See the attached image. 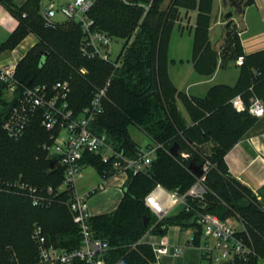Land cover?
Listing matches in <instances>:
<instances>
[{
  "label": "trees",
  "instance_id": "16d2710c",
  "mask_svg": "<svg viewBox=\"0 0 264 264\" xmlns=\"http://www.w3.org/2000/svg\"><path fill=\"white\" fill-rule=\"evenodd\" d=\"M31 1L22 5L17 0H0L10 14L22 19L0 43V50L18 44L26 31H33L39 37L18 61V80L25 85H52L68 80L71 106L79 112L90 103L94 91L110 79L104 112L96 118L95 130L105 132L109 143L130 157L140 148L130 132L132 124L143 130L152 142L161 144L147 171L130 172L117 207L89 218L93 234L110 245L106 263H153L157 260L155 252L142 237L149 230L165 234L171 225L193 228L195 241L199 242L203 231L198 222L199 212H211L221 218L238 215L256 251L248 264H264V201L230 174L225 159L226 153L257 119L247 109L238 111L231 99L241 94L246 105L254 96L264 100V50L245 54L233 25L225 32L221 47L216 49L209 36L213 0H169L166 7L163 4L167 0H95L89 14L96 27L125 38L127 43L137 28L115 68L109 62L81 54L83 32L79 23L66 20L55 27H46L40 13L41 0ZM182 7L199 9L192 48L196 70L211 74L219 65L225 66L243 54L244 62L239 65L235 84H215L200 97L180 91L172 82L168 71L169 44ZM65 27L71 28L73 35L65 32L62 43L50 39L51 31ZM51 42L52 50L47 48ZM83 66L87 71L82 72ZM7 91L0 81V264H39L38 245L32 237L35 225L42 227L48 244L67 249L80 245L81 232L66 203L68 193L58 191L63 168L55 165L54 159L41 147L47 132L40 118H34L18 139L4 129L3 123L15 104ZM178 98L189 118L182 112ZM213 141L210 155L198 149L199 145ZM175 142L181 149L177 156L170 151ZM206 158L213 166L207 173L204 198L187 195V204L182 203L176 213L169 212L155 222L158 217L145 204V195L158 183L185 194L197 179L189 167L190 161L202 165ZM83 162L107 178L113 174L111 161L104 162L96 154H86ZM18 180L37 187L52 202L33 205L26 192L7 189L2 184ZM49 186L54 188V193L48 194ZM145 216L149 217L147 223H144ZM74 264L85 263L75 260Z\"/></svg>",
  "mask_w": 264,
  "mask_h": 264
},
{
  "label": "built area",
  "instance_id": "2783aa9c",
  "mask_svg": "<svg viewBox=\"0 0 264 264\" xmlns=\"http://www.w3.org/2000/svg\"><path fill=\"white\" fill-rule=\"evenodd\" d=\"M94 1L65 0L59 4L52 0H41L40 13L46 27H55L60 23L56 18L59 12L65 16L66 20L79 23L83 32L80 43L81 54L87 58H99L116 68L137 28L128 39V43L124 39L121 47L116 50L119 43L118 37L96 27L94 19L89 14ZM27 51L26 44L22 43L18 48L12 49L11 58L0 61V81L6 85L9 99H15V104L5 119L3 127L9 136L18 139L34 118H40L41 125L47 132L41 147L54 159L55 165L63 168V180L58 191L68 193L69 198L66 203L81 232L80 245L67 249L48 244L42 227L35 225L32 237L38 245L39 264H74L75 260H81L85 264H107L105 255L110 245L107 240L96 237L89 224L92 214L88 210V196L92 190L82 191L79 188V180L83 176L82 169L87 165L83 162L84 157L88 153H93L100 156L104 162L111 161L114 171L110 177L120 175L122 184H125L130 172L136 174L147 171L161 144L140 146L134 157L115 149L109 143L107 134L97 132L94 125L96 118L104 112V100L110 79L103 87L95 90L90 103L77 112L69 100L71 85L68 80H59L52 85H25L18 80L17 64ZM243 62L244 55L241 54L237 57L236 63L241 65ZM82 72L85 70L82 69ZM231 101L238 111L247 109L256 117L264 115V100L261 97L254 96L249 105H246L241 94L234 96ZM212 166L211 160L206 158L202 164V175L194 174L196 181L183 195L176 190L167 189L160 183L156 184L145 195V204L158 219H161L178 203L187 204V195L204 198L207 191L205 181ZM102 177L107 179L103 175ZM2 184H5L7 189L26 192L33 205L43 206L52 202L51 197L40 193L37 187L22 180L2 182ZM100 187H103V184H100ZM47 192L54 193V188L49 186ZM198 222L203 228L199 242L195 241L194 234L185 243H172L167 235H161L157 240L149 241L156 259H160L163 255L178 256L186 247L197 248L202 259L213 264L229 262L248 264L251 256L256 254L246 229L239 228L230 217L221 218L211 212H199Z\"/></svg>",
  "mask_w": 264,
  "mask_h": 264
},
{
  "label": "crops",
  "instance_id": "0c3cea01",
  "mask_svg": "<svg viewBox=\"0 0 264 264\" xmlns=\"http://www.w3.org/2000/svg\"><path fill=\"white\" fill-rule=\"evenodd\" d=\"M229 9L230 8H225L223 6L222 0H213L212 2L209 36L216 49H219L223 43L225 32L222 31L224 25L222 16ZM180 14L187 20L188 24L184 26L182 25L184 24L183 20H180L177 21L175 25L178 24L179 30L182 32H189L194 38L193 31L198 18L199 9H187L182 7L180 8ZM11 18V15H9L0 4V29L10 33L14 27V21H12ZM232 25L235 26L238 31L241 47L245 54L264 50V0H251L249 2L248 0H244L243 11L241 14L234 15V22ZM214 33H216L215 35L217 37L215 42L212 40V34ZM171 39L172 34L169 49H171ZM2 41L0 40V42ZM190 47L193 48L192 45ZM169 59L168 71L172 82L180 91L188 95L203 97L207 94L209 88L215 84L226 83L233 85L238 80L240 74V67L236 63V60H229L225 66L219 65L211 74H201L194 66L192 52H189L187 49H182L179 53L173 54L172 56L170 51ZM178 103L179 106H183L181 101ZM184 115H187L186 110ZM153 143L154 142L149 138V141L145 143V145L139 144L140 146H146ZM225 159L230 174L250 188L260 200L264 201V191H262L264 189V115L257 117L248 131L226 153ZM82 178L83 176L80 180ZM102 179L101 182H96L95 185L90 187L87 186L88 184H85V182H83L82 188L79 187L82 191L92 190L88 196V210L92 215L114 210L124 195L125 184H122V176L118 175L107 179L102 177ZM100 184H103V187H100ZM98 190H100V192L96 197L91 198L92 194ZM240 223L241 227H238L242 229L245 228L244 223L242 221H240ZM189 229L193 230V228H188V230ZM184 230L186 229H182L178 225L169 226L165 234H158L149 230L142 237V241H155L159 236L167 235L172 243H185L194 233H191L189 237L185 239L184 237L182 238ZM171 256L172 255H163L160 259L164 257L163 262L167 263L170 260L168 257ZM173 257H176L175 262L177 264H191L193 262L199 264V262L203 260L200 251L194 247H186L182 254Z\"/></svg>",
  "mask_w": 264,
  "mask_h": 264
},
{
  "label": "rangeland",
  "instance_id": "374dc122",
  "mask_svg": "<svg viewBox=\"0 0 264 264\" xmlns=\"http://www.w3.org/2000/svg\"><path fill=\"white\" fill-rule=\"evenodd\" d=\"M31 0H17V2L18 3H20V4H27V3H29ZM46 1H48V0H46ZM52 1H54V2H56V3H59V4H61L63 1H65V0H52ZM27 2V3H26ZM31 2H33V1H31ZM168 2H169V0H167L164 4H163V6L164 7H166L167 5H168ZM24 4V5H25ZM2 7H4L3 5H2ZM5 11L7 12V13H9V15H11V19H12V21H14L13 22V24H14V27L12 28V30H11V32L14 30V29H16V27L18 26V25H20V23L22 22L21 20L22 19H18V18H16V17H14L12 14H10V12L9 11H7L6 9H5ZM26 13V12H25ZM21 17V16H20ZM32 17H36L34 14H32ZM22 18V17H21ZM56 18H57V20L60 22V23H63V22H65L66 21V19H65V16L64 15H62V13L61 12H59L58 14H57V16H56ZM222 18H223V16H222ZM224 19V18H223ZM180 20H183V22H184V24H182V25H184V26H186L187 24H188V22H187V20L184 18V17H182L181 16V14H179V16H178V20L177 21H180ZM176 21V22H177ZM224 21H225V19H224ZM225 23V22H224ZM67 27V26H66ZM66 27L65 28H63V29H54L53 31H51L50 32V35H49V37H50V39L52 40V41H56V40H59L61 43L64 41L63 40V35H65V32H67L68 34L69 33H71L72 35H73V30L71 29V28H68V29H66ZM179 26H178V24H176L175 25V27H174V29H173V33H172V39H171V46H170V48L171 49H169V52L171 51V56L173 55V54H176V53H179L182 49L184 50V49H187V50H189V52H192V47H190L191 45L193 46V37H192V35L189 33V32H187V31H185V32H182L181 30H179V28H178ZM61 32H63V33H61ZM9 32H5L4 30H2V29H0V40L2 41V40H6L7 39V37L9 36ZM216 33H214V34H212V40H213V42H215L216 41V35H215ZM125 38H123V37H118V41H119V43L117 44V46H116V50L117 49H119V47H121V44L123 43V40H124ZM39 41V37L33 32V31H26V32H24V35H23V37L18 41V44H16L15 46H13V47H8V49H3V50H1V53H0V61H2V60H8V58H11V56H12V49H14V48H18L19 47V45L20 44H26V48L29 50L31 47H33L37 42ZM211 41V40H210ZM212 43V42H211ZM186 45H187V47H186ZM213 45V44H212ZM47 48L48 49H51L52 50V48H53V44H52V42H51V44L49 43V44H47ZM54 62H55V60H54ZM84 68V70L85 71H87V67L86 66H83ZM177 101L178 102H180L181 101V99H177ZM181 103H182V101H181ZM181 107V109L183 110V112L185 113V109L183 108V106H180ZM187 116V115H186ZM130 132H131V134H132V136L134 137V139L137 141V142H139V143H141V144H144L145 145V143H147L148 141H149V138H148V136L145 134V132L143 131V130H141V129H139L137 126H135V125H130ZM82 171H83V178L80 180V184L79 185H81V186H79V187H83L82 186V184H83V182H85V184L87 183L88 185L87 186H92V185H95L96 184V182H101L103 179H102V177H101V175H100V173L98 172V171H96V169L93 167V166H91V165H86L83 169H82ZM107 182V181H106ZM85 186V185H84ZM98 186V185H97ZM125 186V185H124ZM85 188V187H84ZM100 192V190H98L97 192H95V193H93L92 194V196H91V198H94V197H96V195L98 194ZM182 203L180 202V203H178L176 206H175V208L173 209V210H171L170 212H172V213H176L178 210H179V206L181 205ZM230 219L235 223V224H237L239 227H241V223H240V221H242V220H240V219H238V215H236V217H230ZM159 219L157 218V219H155V222H157ZM195 229V228H194ZM191 233H193V230L192 229H186V230H184L183 231V235H182V238L184 237L185 239H187V237H189V235L191 234ZM23 242H25V241H23ZM22 248H24V247H22ZM164 258V257H163ZM163 258L162 259H160V260H156V261H154L153 263H151V264H177L176 262H175V260H176V257H173V255L171 256V257H168V259H170L169 260V262H167V263H164L163 262ZM198 259V258H197ZM202 262H199V264H207V262L205 261V260H201ZM190 264V263H189ZM191 264H197V263H191Z\"/></svg>",
  "mask_w": 264,
  "mask_h": 264
},
{
  "label": "water",
  "instance_id": "95a60500",
  "mask_svg": "<svg viewBox=\"0 0 264 264\" xmlns=\"http://www.w3.org/2000/svg\"><path fill=\"white\" fill-rule=\"evenodd\" d=\"M243 3H244V0H222L223 6L225 8H230L226 13L223 14V18L225 19V23H224L223 28H222L223 32H226L232 26V24L234 22V15L242 13ZM45 55H47V53ZM214 144H215V142L213 141V142H210V143L205 144V145H199L198 149L201 152L205 153L206 155H210V148ZM170 151L174 156L179 155L181 152L179 143L175 142L170 147ZM189 167L196 176L202 175L203 170H202L201 164H198V163L191 160ZM125 189H126V186H125ZM148 219H149V217L145 216L144 217V223H147Z\"/></svg>",
  "mask_w": 264,
  "mask_h": 264
}]
</instances>
